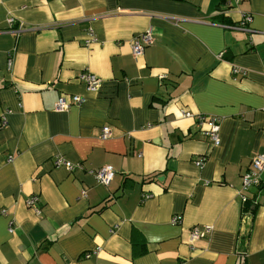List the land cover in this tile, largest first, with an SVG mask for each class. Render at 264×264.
<instances>
[{
    "label": "crops",
    "instance_id": "obj_1",
    "mask_svg": "<svg viewBox=\"0 0 264 264\" xmlns=\"http://www.w3.org/2000/svg\"><path fill=\"white\" fill-rule=\"evenodd\" d=\"M228 1L0 0V264H264V171L242 200L264 153V0ZM194 226L212 230L190 242Z\"/></svg>",
    "mask_w": 264,
    "mask_h": 264
},
{
    "label": "built area",
    "instance_id": "obj_2",
    "mask_svg": "<svg viewBox=\"0 0 264 264\" xmlns=\"http://www.w3.org/2000/svg\"><path fill=\"white\" fill-rule=\"evenodd\" d=\"M238 1V0H237ZM229 3L231 0L228 1ZM252 15L247 13L244 14L242 17L241 22L232 25L233 28L236 29H245L246 25L249 21H251ZM9 22L13 24L15 22V19L11 17L9 19ZM91 38L88 39V42H92L96 40V37L94 35V31L90 30ZM153 41V33L151 30H147L144 33H141L140 35H137L133 37L132 39V50L135 55H140L144 52L145 46L150 44ZM13 62L9 61V67H11ZM235 72L245 74L246 71L242 68H234ZM80 80L82 83L86 85V87L90 91L97 92L100 86V78L95 75L92 72L86 71L80 75ZM85 100L84 97H81L80 95H72L71 99H68L66 96H61L55 103V109L57 111H66L68 110L71 105L73 104H81ZM9 112V111H8ZM182 115L184 117H193L195 116L190 111H182ZM196 125L198 129L206 136L209 137L211 140V143L213 145H218L220 143V117L213 116V115H206V114H199L197 116ZM2 125H6L8 121L3 118L1 119ZM111 135V127L109 125H106L103 127L102 131V137L108 138ZM264 135V130H263ZM12 159V157H10ZM204 162L203 159H199L197 161L198 165L202 166ZM56 166H65L68 170L73 171L77 168L81 167L80 163H72L71 161L66 160L63 157H56L54 161ZM264 171V153L257 154L252 159V167L249 168L245 173H243V192L242 193V200L245 202L247 200V191L250 190V188L258 187L262 183L261 174ZM91 173L95 176L97 181L102 184H109L115 177L116 170L112 165H103L97 169L91 170ZM151 195H147V197H150ZM39 200L38 195H31L27 199V204L30 206H35ZM182 220V215H176L173 217L172 221L174 223H180ZM212 228L210 226H194L190 230V242H194L198 240L199 238L205 236L206 234H209L211 232ZM87 256H90V253L87 254Z\"/></svg>",
    "mask_w": 264,
    "mask_h": 264
},
{
    "label": "trees",
    "instance_id": "obj_3",
    "mask_svg": "<svg viewBox=\"0 0 264 264\" xmlns=\"http://www.w3.org/2000/svg\"><path fill=\"white\" fill-rule=\"evenodd\" d=\"M250 201H251V198H249V196L247 197V200L245 202H243L244 206H249L250 205Z\"/></svg>",
    "mask_w": 264,
    "mask_h": 264
}]
</instances>
